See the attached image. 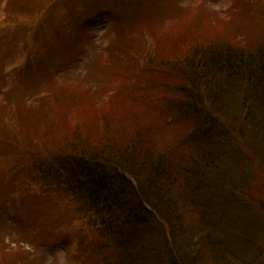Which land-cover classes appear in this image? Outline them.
<instances>
[{"label":"trees","instance_id":"trees-1","mask_svg":"<svg viewBox=\"0 0 264 264\" xmlns=\"http://www.w3.org/2000/svg\"><path fill=\"white\" fill-rule=\"evenodd\" d=\"M236 1L229 0L227 9ZM251 5L253 23L261 33L254 42L200 40L182 44L179 54L160 60L169 69L175 64L180 80L171 96L160 98L159 115L168 119L166 123L187 124L168 146L159 147L150 128L137 124L138 112L129 109L117 120L109 116L107 106L91 112L95 136L81 134L82 140L79 113H65L72 121L70 135L52 158L41 161V155L25 145L18 147L26 155L28 172L69 198L63 230L73 236L76 255L83 254L85 264H198L205 258L196 254L204 247L216 250L208 257L211 264H234L233 259L257 248L246 230L251 231L259 214L235 190L239 186L241 194L248 193L251 183L245 182L254 181V157L264 159V0ZM139 102L140 98L131 100L130 106ZM46 114L44 130L56 128ZM123 127L130 129L128 135ZM238 146L249 157L241 156ZM237 171L234 179L232 172ZM0 212L10 218L3 209ZM193 212L197 221L191 226L186 213ZM232 212L235 220L228 222ZM218 230L223 236L214 239ZM10 250L0 237V254ZM190 256L193 262L185 263ZM22 263L0 259V264Z\"/></svg>","mask_w":264,"mask_h":264},{"label":"rangeland","instance_id":"rangeland-1","mask_svg":"<svg viewBox=\"0 0 264 264\" xmlns=\"http://www.w3.org/2000/svg\"><path fill=\"white\" fill-rule=\"evenodd\" d=\"M254 1L237 0L229 10V0H0V37H4L0 38V209L10 216H0V237L11 249L2 252L0 259L81 264L82 257L85 264L83 254L76 255L73 236L63 230L69 198L34 171L29 173L26 155L18 147L25 145L27 151L41 155V161L52 158L70 135L72 121L65 113L76 110L80 137H92L91 112L107 106L109 116L117 120L129 109L138 112L137 124L150 128L159 147L168 146L187 124L166 123L168 119L159 115L160 98L171 96L180 80L175 64L169 69L160 60L170 59L179 54L182 44L195 41L254 42L261 34L253 23ZM137 98L141 102L130 106ZM123 100L126 104L121 105ZM45 111L56 126L49 132L44 130ZM122 131L130 133L124 127ZM242 134L248 138L245 129ZM238 150L249 157L244 148ZM254 165V181L245 182L251 183L248 193L241 194L239 186L235 190L259 214L251 231L244 229L257 248L233 259L234 264H264V220L260 221L264 217V159L254 157ZM12 169L15 173L10 174ZM232 174L235 179L239 172ZM186 214L187 224L194 225L195 213ZM227 220L233 222L235 214L230 213ZM53 228L60 231L58 235L52 234ZM221 233L218 230L214 239ZM193 242L197 249V240ZM215 251L199 250L196 255L205 259L198 264H211L208 257Z\"/></svg>","mask_w":264,"mask_h":264}]
</instances>
